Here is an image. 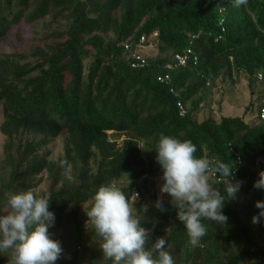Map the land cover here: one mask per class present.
Returning a JSON list of instances; mask_svg holds the SVG:
<instances>
[{
	"label": "trees",
	"instance_id": "trees-1",
	"mask_svg": "<svg viewBox=\"0 0 264 264\" xmlns=\"http://www.w3.org/2000/svg\"><path fill=\"white\" fill-rule=\"evenodd\" d=\"M41 21L25 49L0 52V215L12 194L31 190L55 215L56 264H111L86 211L98 187L115 182L150 230L146 247L165 238L174 264H264V217L252 223L256 201H264V189L254 188L264 161V77L255 78L264 75V0L239 7L234 0H0V40ZM154 32L144 63L133 58L139 37ZM186 50L185 65H177L173 55ZM240 72L255 95L244 116L198 121L216 79ZM160 133L191 140L197 158L232 161L229 179L242 181L223 206L227 222L202 220L207 233L197 246L160 192ZM58 137L63 152L51 158ZM209 183L225 194L219 174L209 173ZM0 264L9 257L0 254Z\"/></svg>",
	"mask_w": 264,
	"mask_h": 264
},
{
	"label": "clouds",
	"instance_id": "clouds-1",
	"mask_svg": "<svg viewBox=\"0 0 264 264\" xmlns=\"http://www.w3.org/2000/svg\"><path fill=\"white\" fill-rule=\"evenodd\" d=\"M246 3L247 0H234L235 7ZM196 151L191 140H180L164 133H160L154 150L164 181L160 192L171 196V203L178 209L177 218L185 225L193 246H197L207 233L202 220L222 225L227 222L223 206L227 200L236 198L242 184V181L233 183L229 179H234L232 161L197 158ZM263 162L259 159L257 169L260 170L261 163L263 168ZM209 173L219 174L225 182V194L209 183ZM259 177L254 188L264 189V168ZM138 195L134 194L136 199ZM49 202L31 190H22L9 197V211L0 215V254L9 257V264H56L60 258L61 244L52 239L49 232L55 222ZM90 203L86 211L87 224H91L102 238L100 247L111 264H174L172 256L165 250V238H157L150 248L146 247L150 230L141 226V220L133 214L129 197L115 182L99 186ZM156 207L165 210L162 200L156 201ZM255 207L260 212L253 216V224L264 217V201H256Z\"/></svg>",
	"mask_w": 264,
	"mask_h": 264
},
{
	"label": "rangeland",
	"instance_id": "rangeland-1",
	"mask_svg": "<svg viewBox=\"0 0 264 264\" xmlns=\"http://www.w3.org/2000/svg\"><path fill=\"white\" fill-rule=\"evenodd\" d=\"M42 25V21L33 25H18L12 29L5 38L0 40V52L21 51L25 49L30 43L35 41L34 38H38L39 33L43 29ZM150 51V48L143 49L142 53L147 55ZM252 87L254 88L255 93L262 89L259 83L253 84ZM250 90L248 75L246 73H233L231 77L220 75L210 91L206 92L202 110L195 114L196 119L202 121L207 117H212L215 120H219V117L221 116H244V109L248 105V102L250 99H255V95L251 96ZM245 115L246 120H249L250 117H254L252 114V116H249V114ZM1 119L2 114L0 107V122ZM62 139V137H58L50 144L51 158H58L62 155ZM2 142L3 135L0 133V153ZM158 181L160 185H162L161 180L158 179ZM43 188V183H40L37 190H42ZM133 198H135V196Z\"/></svg>",
	"mask_w": 264,
	"mask_h": 264
},
{
	"label": "built area",
	"instance_id": "built-area-1",
	"mask_svg": "<svg viewBox=\"0 0 264 264\" xmlns=\"http://www.w3.org/2000/svg\"><path fill=\"white\" fill-rule=\"evenodd\" d=\"M221 24V23H220ZM223 31V27L221 29ZM156 32H154L152 35H150V37H146V36H140L139 37V41L137 44V49L138 48H148L152 46V39H154V37H156ZM149 38V39H148ZM148 39V41H147ZM125 48L129 49L130 46L128 44H124ZM137 49H134V52H132L131 56L133 58H135L136 60H140L142 63H144V56L143 54H141L139 51H137ZM191 53L190 50H186L184 51L182 54H174L173 55V59L176 61L177 65H185L187 59H188V54ZM196 58L194 57V60ZM137 65V63H133V66ZM264 77V75L260 72H257L255 78H257L258 80H261ZM165 78H167V76H165ZM160 80H162V78H160ZM179 108H180V114H183L185 112L184 107H182V105L179 104ZM261 118L264 120V110H262L261 113ZM259 165V164H257ZM263 168H264V162H263ZM233 173H235V171H233Z\"/></svg>",
	"mask_w": 264,
	"mask_h": 264
}]
</instances>
